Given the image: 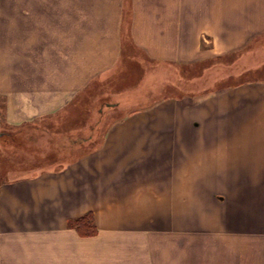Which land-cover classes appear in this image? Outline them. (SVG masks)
<instances>
[{
  "label": "crops",
  "instance_id": "obj_1",
  "mask_svg": "<svg viewBox=\"0 0 264 264\" xmlns=\"http://www.w3.org/2000/svg\"><path fill=\"white\" fill-rule=\"evenodd\" d=\"M238 66L253 79L160 97L182 71ZM0 118L12 163L24 138L87 149L0 166V264H264V0H0ZM86 212L90 235L68 224Z\"/></svg>",
  "mask_w": 264,
  "mask_h": 264
},
{
  "label": "rangeland",
  "instance_id": "obj_2",
  "mask_svg": "<svg viewBox=\"0 0 264 264\" xmlns=\"http://www.w3.org/2000/svg\"><path fill=\"white\" fill-rule=\"evenodd\" d=\"M247 50H249V48ZM230 60H231V57L227 56V57H223L219 60H214L212 63L219 61V62H223L225 64H228ZM243 69H244L243 67H239V66H238V68L237 67L236 68L228 67V68L224 69L225 72H224L223 78H225V79H223L222 77L216 78V76L213 75L214 77L211 76L209 78V80H207L208 76H204V78H201L199 80V82H194L193 84H191L193 76H196L198 74V72H195L196 70H194L193 72L189 71V70L188 71H182V72L180 71L181 74L179 73V76L177 77V79L173 78L174 83H169V82L163 81L164 84H163V88H162V92H161L160 97H164L166 95H176L174 91H177V93H178L177 96L183 98V100L185 102L188 99L192 100L193 96H195V98L193 99L194 101L200 100L202 98L201 96H203V98H204L206 96L211 95L213 93L214 89H218V88L220 90H221V88L226 89L229 87H233V85H236V83L241 82L243 80L253 79V71H249L245 74L243 73L242 75H240L242 73L240 71L241 70L243 71ZM197 71H199V70H197ZM130 75L131 76L128 79H126L124 85L133 84L130 82L136 81L137 74H134V76L132 74H130ZM158 79H156V83H153V86L154 85H155V87L158 86L157 81L161 80V79L160 80H158ZM221 79H223V80H221ZM176 86L178 88H176ZM206 86H210L209 89L207 90L208 92H203L204 90H202V89L205 88ZM187 95H189V97H187ZM185 97H187V98H185ZM100 100H101V103H103L104 101H107L108 99L101 98ZM81 105H82V106H80L81 112L80 111L79 112L74 111L72 108L69 109L67 112V113L74 112L78 116L75 118L76 122H79V120H80V122H82V120H85V118L88 117V115L86 116L84 111L89 110V104H86V101H85V103H84V101H82ZM102 105L103 104H101V106ZM100 110H101V112L98 115V118H99L98 122L99 123L108 124L110 122L117 120L120 117L118 114L107 115V116H106V114H104V116H103L102 112L104 110V107H101ZM67 113L61 117L62 118L61 123L63 121H69V120L72 121L73 117L68 116ZM104 119H105V121H103ZM54 123H56V122H54ZM71 123H73V121ZM16 131L17 130L15 128L9 127L5 123H3L2 120H0V133H4L3 136H0V144L1 145L3 144L2 140L5 137L10 136V137H13L15 139V137L17 135ZM6 134H8V135H6ZM90 134L92 136H95V135H97V131L91 132ZM18 135L24 136L25 132H23L22 134H18ZM55 136H56L55 133H51V139H54ZM57 136H59V134ZM37 139H36V141H37ZM27 140L24 138L23 141H21L19 145L16 144V147H13V150L14 151L16 150V153H17V151H18V153H21V154H19L20 158H18V159H21V161H19V162H13L12 163L10 161L11 157H9L6 152H4L8 146L4 148V146L2 145V149L0 148V151L3 150V154H2V160L3 161L1 162L0 166L2 167L1 170H2V173H4L3 174L4 177L6 176L5 172H11V171L17 175H20V174L24 175V174H26L32 170H39L42 168L58 169V168L62 167L64 164H66L69 160L73 159L75 156H77L80 153L87 150L86 148L78 149L77 148L78 145H76V147H74L76 143H72V144L64 143V145H62V146L58 144L55 147V149H53V147H51V146L49 147V145L43 146L44 148H42V147L37 148V146L32 148V145L33 144L37 145L38 142L35 143L34 140H32V142H29V140L28 141ZM85 142H86V136L83 137L81 143L83 144ZM30 143H32V145ZM81 143H78V144H81ZM66 144H69V145L66 146ZM29 146H31V147H29ZM33 149L39 150V152L44 150L45 152L53 153V154H54L53 151H56V152L54 154V157L51 158L50 161H47L45 163H41V162L38 163L37 162L38 160L32 161V156L36 157V156H34L35 154L31 153V151H33ZM202 155L203 154L200 153V154H198V157L200 158ZM180 169H177L178 175L183 174V171H180ZM215 184H216V188L218 186V188L221 190L226 188V184L224 181H220V182L215 183ZM92 215H93V213H92ZM93 218H94V216H93ZM259 237H257V236L247 237L246 242L251 243L253 240L259 241L260 240ZM249 250H250V252L253 253L252 249H249Z\"/></svg>",
  "mask_w": 264,
  "mask_h": 264
},
{
  "label": "trees",
  "instance_id": "obj_3",
  "mask_svg": "<svg viewBox=\"0 0 264 264\" xmlns=\"http://www.w3.org/2000/svg\"><path fill=\"white\" fill-rule=\"evenodd\" d=\"M69 226L74 227L82 235H90L96 231L92 212H86L83 215L68 222Z\"/></svg>",
  "mask_w": 264,
  "mask_h": 264
}]
</instances>
